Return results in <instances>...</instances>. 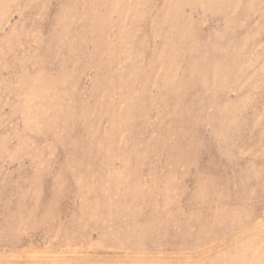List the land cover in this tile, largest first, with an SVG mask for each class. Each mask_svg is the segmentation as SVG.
<instances>
[{
  "label": "rangeland",
  "instance_id": "obj_1",
  "mask_svg": "<svg viewBox=\"0 0 264 264\" xmlns=\"http://www.w3.org/2000/svg\"><path fill=\"white\" fill-rule=\"evenodd\" d=\"M0 264H264V0H0Z\"/></svg>",
  "mask_w": 264,
  "mask_h": 264
}]
</instances>
